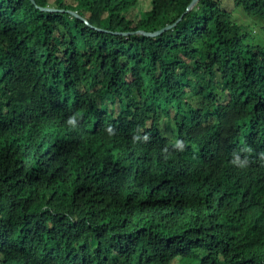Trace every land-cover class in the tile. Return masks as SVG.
<instances>
[{"label":"trees","instance_id":"trees-1","mask_svg":"<svg viewBox=\"0 0 264 264\" xmlns=\"http://www.w3.org/2000/svg\"><path fill=\"white\" fill-rule=\"evenodd\" d=\"M34 1L0 0V264H264V170L210 162L264 156V0Z\"/></svg>","mask_w":264,"mask_h":264},{"label":"clouds","instance_id":"clouds-1","mask_svg":"<svg viewBox=\"0 0 264 264\" xmlns=\"http://www.w3.org/2000/svg\"><path fill=\"white\" fill-rule=\"evenodd\" d=\"M68 123L73 124L74 121L69 119ZM177 147H179V145L176 146V148ZM166 155L170 157L174 162H181L186 173L191 175L192 180L194 181H198L200 179L198 178L202 173L200 167L206 166L210 161L206 158L203 149L196 142H190V144L182 151L166 150ZM210 162L216 168V172L220 174H227L231 171L240 173L250 167V165H254L264 170V156H258L250 162H245L243 159L237 158L229 162L227 165L218 164L214 161ZM186 180L188 181L189 178L187 177Z\"/></svg>","mask_w":264,"mask_h":264},{"label":"water","instance_id":"water-1","mask_svg":"<svg viewBox=\"0 0 264 264\" xmlns=\"http://www.w3.org/2000/svg\"><path fill=\"white\" fill-rule=\"evenodd\" d=\"M199 1H200V0H193L192 3L190 4V6L188 7V11L191 10V9H193ZM32 2L35 4V1H34V0H32ZM41 9H42L43 11H47V12H60L58 9H53V8H41ZM70 13H71L72 15L76 16L77 18L83 20L86 24L89 25V22H88L85 18L79 16V15H78L77 13H75V12H72V11H71ZM173 26H175V24H174ZM173 26H166L165 28H162L161 30L156 31V32H145V31H139L138 33H139V34H143V35L148 36V37H156V36H159V35H161L162 33L166 32L167 30L171 29ZM118 34H121V33H118ZM122 34H125V33H122Z\"/></svg>","mask_w":264,"mask_h":264},{"label":"rangeland","instance_id":"rangeland-1","mask_svg":"<svg viewBox=\"0 0 264 264\" xmlns=\"http://www.w3.org/2000/svg\"><path fill=\"white\" fill-rule=\"evenodd\" d=\"M52 1H53V0H52ZM67 1H70V0H67ZM131 18L134 19V13L131 14ZM251 27H255V29H254V34H257V39H261V38L264 37V33H263V31H262V30H264V29H263V28H264V23H263V21L258 22L256 19H253V20L251 21ZM221 100H222V101H226V100H227V97L224 96ZM162 124H163V123H162ZM147 125H148V128H149V127H152V126H151V125H152V121L148 122ZM163 128H164V125H163Z\"/></svg>","mask_w":264,"mask_h":264}]
</instances>
